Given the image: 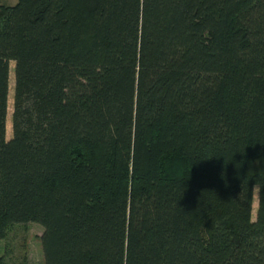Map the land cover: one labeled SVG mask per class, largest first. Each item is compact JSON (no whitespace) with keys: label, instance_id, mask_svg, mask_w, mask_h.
<instances>
[{"label":"trees","instance_id":"trees-1","mask_svg":"<svg viewBox=\"0 0 264 264\" xmlns=\"http://www.w3.org/2000/svg\"><path fill=\"white\" fill-rule=\"evenodd\" d=\"M30 222L43 264H264V0L0 1V240Z\"/></svg>","mask_w":264,"mask_h":264},{"label":"rangeland","instance_id":"rangeland-1","mask_svg":"<svg viewBox=\"0 0 264 264\" xmlns=\"http://www.w3.org/2000/svg\"><path fill=\"white\" fill-rule=\"evenodd\" d=\"M6 4H14L17 0H0ZM14 62L11 63L9 81V100L7 116V139L13 135L12 114L14 104ZM259 203V190H255L253 202V219L256 218ZM44 228L37 223L16 224L10 230L6 239L0 240V256L6 254L7 260L11 264H43L44 253L42 248L41 236Z\"/></svg>","mask_w":264,"mask_h":264}]
</instances>
